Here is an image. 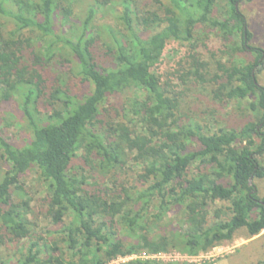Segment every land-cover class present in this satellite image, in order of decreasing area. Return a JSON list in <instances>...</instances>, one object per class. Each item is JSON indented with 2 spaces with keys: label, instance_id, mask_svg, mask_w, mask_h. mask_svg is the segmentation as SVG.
Wrapping results in <instances>:
<instances>
[{
  "label": "trees",
  "instance_id": "obj_1",
  "mask_svg": "<svg viewBox=\"0 0 264 264\" xmlns=\"http://www.w3.org/2000/svg\"><path fill=\"white\" fill-rule=\"evenodd\" d=\"M89 1L86 17L64 30V24L71 21L70 0H0V18L17 28L5 37L0 31V102L17 98L30 130L22 147L0 136V161L7 168L0 173V230L27 245L13 263L0 264H66L62 248L70 255L68 264H109L143 249L165 251V238L144 246L138 236L135 242L122 241L113 232L115 225L130 237L143 230L142 215L154 201L163 212L170 201L184 207V225L174 235L178 246L172 244V248L186 256L195 257L230 242L240 229L250 238L258 236L264 231V196H258L252 182L264 179V165L258 160L264 158V87L257 81V73L264 68V52L247 47L250 34L237 8L240 2L252 0H228L220 19L215 17L219 0H163L164 5L160 0H142L158 4L162 15L139 11L141 0H121L116 17L119 29L101 27L97 33L109 38L108 65L96 59L91 22L114 0ZM57 16L61 27L56 30ZM204 27L226 42L240 34L241 46L231 47V53L254 55L247 64L223 66L210 83L215 87L214 100L225 97L245 103L256 116V124L214 131L195 123L179 125L177 99L168 96L151 69L168 42L190 44L196 28ZM23 29L34 39H18L17 31ZM33 44L40 47L31 53V62L25 63L21 48ZM54 53L66 56V77L79 78L90 89L78 95L68 83L56 79L48 96L51 113L42 115L36 109L45 96L41 67ZM195 64L199 69L205 67ZM120 96L129 98L128 102L114 109L110 100ZM102 112L107 119L114 114V119L100 120ZM127 153L133 154L139 168V189L130 193L120 186L121 200L106 198L97 189L87 190V178L77 161L109 174L124 164ZM31 169L46 188L45 215L60 227L57 234L62 248L34 238L24 215L28 203L15 204L12 199L19 176ZM207 200L228 204L230 218L207 225ZM122 264L158 263L134 260Z\"/></svg>",
  "mask_w": 264,
  "mask_h": 264
},
{
  "label": "rangeland",
  "instance_id": "obj_2",
  "mask_svg": "<svg viewBox=\"0 0 264 264\" xmlns=\"http://www.w3.org/2000/svg\"><path fill=\"white\" fill-rule=\"evenodd\" d=\"M119 1L121 0H114L113 4L99 10L91 22L96 39L94 52L96 59L101 64L108 65L110 62L106 51L109 38L104 33V35H97V33L101 27H109L115 31L119 29L120 25L116 19L121 10L117 4ZM160 1L164 5V1ZM227 2L228 0L218 1V7L215 11L216 18L220 19L224 15L227 10ZM88 3H90L89 0L84 2L70 0L71 21L64 24V30L70 24L79 25V22L86 17ZM137 7L139 11L156 12L158 15H162L160 6L153 1H138ZM237 8L245 18L247 31L250 34V39L246 43L247 47L264 52V0L243 1L237 5ZM60 20L61 18L58 16L55 19L54 27L56 30L61 27ZM12 23L10 20L0 18V31L3 37L8 32L17 30ZM16 36L22 41L33 38L27 29L17 31ZM235 46L239 48L241 46L240 34L226 42L205 27L196 28L194 40L190 44L179 42L166 44L159 63L151 69V72L158 77L160 86L166 90L168 96L177 99L176 118L180 126L195 123L209 131L210 129L214 131L217 128L237 130L246 123H257L256 116L246 108L245 103L240 104L236 100L225 97L220 102L213 99L212 90H215V87L210 83V80L219 69L223 66H229L230 62L239 65L247 64L253 60L254 55L251 53H231L230 48ZM37 47H40L39 44L28 47L22 46V56L25 63L31 62L33 59L31 53ZM60 55L54 53L52 60L46 64L43 63L41 67L45 80V96L36 104V109L42 115L51 113L52 108L48 102V96L56 85V79L61 78L63 82L68 83L73 87V92L78 95L84 94L89 88L79 78L66 77L68 65L63 64V57L66 56ZM195 62L203 64L205 67L199 69ZM195 71H198L200 76H193L192 73ZM257 81L260 86L264 87V68L257 73ZM128 99L126 96H120L111 99L110 102L114 109H120L123 104L128 102ZM104 108L107 110V106ZM101 114L103 117L100 120L105 122L114 119V114H109V119L104 112ZM0 136L15 147H22L29 140L30 130L21 112L20 102L15 97L0 102ZM191 147L194 148L195 146L192 145ZM258 160L264 165L263 157L258 158ZM76 166L81 167L84 171L83 174L87 178V190L102 191L106 198L123 199L124 195L120 186L129 190L130 193L133 189L140 188L136 182L139 168L133 162V154L127 153L124 164L109 174L100 173L94 165L87 166L82 161H77ZM5 170H7L5 164L0 161V173L5 172ZM18 180V186L12 191V199L15 204L22 201L28 203V210L24 215L31 224L34 238H40L41 242L46 245L56 243L59 248H62L63 244H60V236L57 234L60 227L53 226L45 215L46 188L39 180L37 171L31 169L28 173L20 175ZM252 183L257 189L258 196L263 197L264 179L253 180ZM227 207L228 204L226 203L205 201L207 225L217 221H227L230 218L226 211ZM215 215H218L217 219L214 218ZM142 216L143 230L137 231L130 237L120 225H115L113 229L115 237L122 241L130 242L132 240L135 242L133 239L138 236L143 240L144 246L152 240L158 241L165 238L168 244L167 249L158 253H150L149 250L143 249L137 254L118 258L109 264H122L134 260H150L158 264H259L264 260V231L258 236L250 238L244 229H240L236 231L230 242L216 246L198 256L189 257L172 248V244L178 246L174 235L184 225L186 216L184 207L170 201L163 212L158 210V203L154 201ZM25 245V242L12 240L4 231L0 230V263H13L23 252L22 247ZM62 250L64 252L62 258L68 264L70 255L63 248Z\"/></svg>",
  "mask_w": 264,
  "mask_h": 264
}]
</instances>
